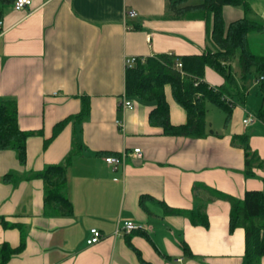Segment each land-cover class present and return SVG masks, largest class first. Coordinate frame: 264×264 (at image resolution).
<instances>
[{"label":"crops","instance_id":"obj_1","mask_svg":"<svg viewBox=\"0 0 264 264\" xmlns=\"http://www.w3.org/2000/svg\"><path fill=\"white\" fill-rule=\"evenodd\" d=\"M169 1L32 0L30 7L17 11L14 0H0V102L15 99L19 128L37 133L27 140L25 164L15 151H0V216L15 225L0 224V246L25 243L10 264L244 263L245 230L230 231V203L203 189L195 191V186L239 200L246 191L264 193L258 87L256 97L245 92L228 124L225 117L219 128L207 126L215 134L202 139L167 136L151 125L155 103L128 98L133 107L122 108L128 59L214 49L205 21L169 17ZM245 1L264 24V0ZM129 10L138 16L128 18ZM245 16L242 7L223 8L226 26ZM237 66L236 60L232 70ZM238 72L242 87L240 66ZM205 81L215 87L224 83L209 67ZM165 97L171 123H187L170 86ZM255 100L259 107L253 112L248 104L255 106ZM85 102L88 117L67 121L54 135L55 126L80 114ZM250 115L255 119L245 125ZM237 135H247L256 154L248 167L251 175H246L243 147L233 140ZM73 148L78 152L67 170L73 213L46 215L44 181L26 177L61 164ZM135 149L142 157L133 154ZM125 152V163L117 170L105 162ZM8 174H13L10 181L5 180ZM202 206L207 226L181 213ZM126 220L142 229L117 232ZM92 228L103 239L88 246Z\"/></svg>","mask_w":264,"mask_h":264},{"label":"trees","instance_id":"obj_2","mask_svg":"<svg viewBox=\"0 0 264 264\" xmlns=\"http://www.w3.org/2000/svg\"><path fill=\"white\" fill-rule=\"evenodd\" d=\"M191 1L193 0H170L169 17L204 20L207 35L214 49L199 55L159 54L137 57L135 64L126 67V98L155 103L149 122L162 128L165 135L191 139L205 138L207 135L215 134L213 130L207 129L209 104L225 113L228 124L235 107L244 101L246 88L239 86L232 70V63L237 60L242 82H246L247 76L253 73L258 77V93L263 106L257 117L264 123V54L254 53L249 45L251 33L264 32V24L252 15V10L245 0H202L199 4L189 5ZM225 6L242 7L246 16L226 26L223 18ZM178 62L182 64V69L177 68ZM207 67L224 79L222 85L215 87L205 81ZM166 86L171 87L175 102L185 110L187 123L183 125L171 123L169 104L165 97ZM89 110V104L85 102L80 114L55 126L54 135L59 133L67 121L86 119ZM36 134L19 128L15 99L0 102V151H15L19 162L25 164L27 140ZM233 140L239 141L243 147L247 165L246 175H251L248 167L251 161L256 159V154L250 148L248 136L237 135ZM77 152L73 148L61 164L47 166L43 171L28 174L26 177L28 180L37 178L44 181L46 215L70 216L73 213L72 203L67 196V170ZM12 178L13 174L5 176L7 181ZM200 189L230 203V231L233 232L237 228L245 230L246 251L243 264H260L261 258L264 257V193L256 190L246 191L243 200H239L230 195L214 192L207 186H195V191ZM181 213L187 215L195 224L205 226L208 224L204 206L197 211ZM0 224L5 228L15 227L1 216ZM24 246L23 240L17 248L4 243L0 246V264H10L12 258L21 253ZM185 250L187 251L186 248Z\"/></svg>","mask_w":264,"mask_h":264},{"label":"built area","instance_id":"obj_3","mask_svg":"<svg viewBox=\"0 0 264 264\" xmlns=\"http://www.w3.org/2000/svg\"><path fill=\"white\" fill-rule=\"evenodd\" d=\"M31 4H32V0H14V2H13L14 9L17 11L24 10V9L30 7ZM137 16H138V14L135 10H129L127 12L128 18H135ZM135 61H136V58L128 59L126 61V67L132 66L133 64H135ZM177 68L182 69V64L180 62L177 63ZM132 107H133V103L128 98H125L122 102L123 111L128 109V108H132ZM254 119L255 118L250 115L248 118H246L243 121V123L245 125H249V124L253 123ZM118 124H122V123L118 122ZM133 154L135 156H137L138 158L142 157V151L140 149H135L133 151ZM127 155H128L127 152H125L122 156H108L105 158V162L108 165L112 166L114 168V170H117L119 168V166H121L125 163V158ZM141 229H142V227L139 226L134 221L126 220L121 224V226L118 227L117 232L124 233V234H131L132 232L138 231ZM102 239H103V234L101 233V231L98 230L97 228H92L90 230V237L87 240V245L88 246H94L96 244H99Z\"/></svg>","mask_w":264,"mask_h":264},{"label":"rangeland","instance_id":"obj_4","mask_svg":"<svg viewBox=\"0 0 264 264\" xmlns=\"http://www.w3.org/2000/svg\"><path fill=\"white\" fill-rule=\"evenodd\" d=\"M264 34L262 33H251L250 37H249V45L251 50L256 53V54H262L264 53ZM239 66H237L236 68L233 67V73H238L239 74ZM243 86H245L246 91H248V93H250V97L252 96H257V87H258V77L256 76V74H250L247 76V81L243 83ZM260 97V96H259ZM259 100H255L254 105L253 106L252 102H250V104H248L249 109H251L253 112H256V108H258L259 106H257ZM261 107V106H260ZM225 113L221 110H219L218 108L212 106V105H208V113H207V117H206V121L208 124V127H211V125L213 126V129H217L219 128L220 125L223 124L224 119H225ZM256 126L259 125L258 122H256L255 124Z\"/></svg>","mask_w":264,"mask_h":264}]
</instances>
